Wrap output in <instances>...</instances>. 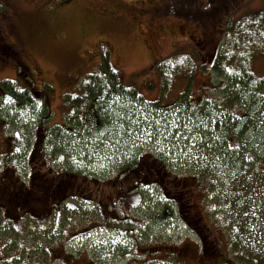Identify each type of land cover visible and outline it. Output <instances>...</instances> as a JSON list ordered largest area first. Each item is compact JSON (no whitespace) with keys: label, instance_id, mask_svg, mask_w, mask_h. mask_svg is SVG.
I'll list each match as a JSON object with an SVG mask.
<instances>
[{"label":"rangeland","instance_id":"rangeland-1","mask_svg":"<svg viewBox=\"0 0 264 264\" xmlns=\"http://www.w3.org/2000/svg\"><path fill=\"white\" fill-rule=\"evenodd\" d=\"M208 1L216 8L214 18L210 16L212 11H209L208 16L203 14L200 18L184 15V0L173 2L168 10H162L163 13H157L153 8L160 0H0V81L13 80L16 83L14 86L27 88V92L35 87L51 102L53 116L50 124H55L61 121L66 112L68 95L83 92L82 87L75 84L86 74L97 71L107 57L111 65L121 71L124 83L136 87L142 99L136 102L139 129L133 132L130 142L131 149L137 153L136 160L140 162L138 166L148 165V154L165 152V160L171 172L167 174L169 170H165L164 186L157 185L154 190L151 186L144 187L140 193L141 200L131 205L133 212L124 215L123 226L130 225L131 217L140 221L137 238L110 229L99 232L92 239L84 235L74 239L60 235L48 238L45 234L42 238H30L26 244L40 248L37 253L41 258L36 259V251H33L34 254L30 251L27 255L34 262L61 264L58 259L63 250L69 257L68 264L72 260L75 264H83L85 248L93 243L102 249L97 253L104 259L98 260L94 256L95 262L100 264H128V257L121 251H133L139 247H148V256H140L132 264H172L173 256L167 254L170 251L178 254L177 262L179 260L182 264L185 262L181 256L182 248L194 246L199 238L197 230L186 222L185 214L187 210V214H197L200 210L204 215L203 220L211 222V238L219 239V248L213 247L211 259L220 263L223 261L222 255L228 254L232 261L227 260V264H264V182L261 187L258 177H255L254 184L258 185L255 191L257 204L247 208L252 212L251 221H246L244 230L240 232L241 238L237 237L236 241H239L230 244L228 237L232 239L234 232L240 228L238 226L234 230L235 224L229 221L227 213H235L237 220L242 219L235 211L234 187L225 184L227 178H231V169L211 153L210 148L208 154L192 144L190 137L185 139L187 133L182 127H174L188 124L187 112L198 111L201 102L215 107L216 116H230L227 108H220L224 106L222 96L229 87L227 75L215 71L211 63L226 43V38L238 33L241 20L264 9V0ZM204 24L210 39L207 46L200 41ZM259 31L262 39L253 41L247 54L255 77L264 78V28ZM12 42L23 47L18 58H9L8 49L6 51L3 48L6 43ZM165 61H168L166 70L181 64L168 83L164 82L158 72V65ZM228 61L229 69L237 67L235 57ZM23 64L27 65L28 76L19 74L18 68L21 66L23 71ZM184 92L187 93V103L182 107L177 100ZM41 99L44 101L42 97L31 103L28 101L29 108H26L24 104L4 106L0 98V140L6 134L3 125L7 121L33 130L42 115L38 108ZM166 121L170 131H181L183 134L179 138L178 147L166 143L167 137L158 133L154 132L151 140L142 134L149 130L146 124H151L152 129H158L165 127ZM2 142L1 146L6 147L7 141L3 138ZM86 147L89 146L84 145ZM239 153L243 154L241 151ZM71 156L76 161L75 171L83 175L75 179L76 190L67 191L70 195L68 201L72 204L69 208L62 206L58 231L68 222L72 224L73 217L77 223L83 224L88 214L95 217L102 213L105 218L119 214L117 204L104 208L101 201H106L109 198L107 195H115L117 188L124 186L126 176L117 174L116 168L121 165L111 155L103 157L96 151ZM253 166L250 163L247 168H242L244 178L256 172ZM177 176H180L179 180L175 178ZM85 177L87 181H83ZM215 178L218 183L213 184ZM95 179L98 180L97 184L94 183ZM87 182L92 184L86 185ZM85 187L92 190V197L94 195L98 202L84 198L85 195L89 198ZM194 193L195 201L189 199ZM126 204L128 207L129 200ZM195 204L197 206L194 207ZM55 217L56 212L54 221ZM146 217L151 219L150 223ZM145 221L147 229L143 232ZM53 226L54 222L51 228ZM173 241H180V245L173 247ZM59 248L61 252H57ZM155 250H160L159 254L154 253ZM143 251L145 249H140L141 253ZM192 251L195 253L196 248ZM6 258H10L9 254L0 251V260ZM187 264H198V261L191 259Z\"/></svg>","mask_w":264,"mask_h":264},{"label":"flooded vegetation","instance_id":"flooded-vegetation-1","mask_svg":"<svg viewBox=\"0 0 264 264\" xmlns=\"http://www.w3.org/2000/svg\"><path fill=\"white\" fill-rule=\"evenodd\" d=\"M178 1L179 0H160L153 8H155L157 13H163L162 10H168V8L173 5V2ZM183 5L184 15L200 18L203 14L207 15L209 11H212L214 14L210 13V16L212 18L215 17L216 8L214 5H211L208 0H184ZM207 5H209L208 9ZM205 25L206 24H204V28L201 29L200 41L204 46H207L210 39L208 37L207 26L205 27ZM3 48L5 50L6 48L8 49V56H11L9 58L20 57L21 51L23 50L22 45H17L14 42L6 43V46H3ZM26 66L27 65L23 64L22 75L27 76ZM75 86H79V83H76ZM31 88L32 90L27 92L25 90L27 88L21 89L17 86L12 88V90L2 89L0 87V93L2 94L0 98L4 106H6L4 100L6 96H3L4 93H9L15 98L16 102L12 105L22 104L20 99L24 97H21L20 93L25 91L27 92L28 98L25 97L24 99L30 102L40 100V97L44 99V101L41 99L38 103V108L39 111H42V115L39 122L34 124L33 130L29 131L25 127L15 126L7 120L3 125V127H6V134L5 136L3 135V138L7 142L6 147L4 145L1 146L3 138L0 140V251L8 253L10 258L0 260V264H41L39 262H34L32 257L27 256L30 251L32 254H34L33 251H36V254H34L36 259L41 258L37 253V250H40V248H38V246H28L26 244H28L30 238H42L45 234L48 238L60 235L63 238L74 239L84 235L88 239H92L99 232L110 229V231H117L119 234L137 238L136 235L139 233L137 227L140 226V221L130 216L132 219L130 225L123 226V224H125L123 222L125 221L124 215L133 212L134 209L131 205L141 200L140 193L144 187L151 186L154 188L156 184H158V186L165 185V179L163 178L165 177V169L159 166L157 167L158 161L156 157L150 154L147 157L150 158L147 166L116 168V171H118L117 174L121 173V175H126L123 182L124 186L117 188L115 195H107V198H109L106 201H101V204L104 208H109L117 204L119 214L111 215L109 218H105L102 213L95 217L88 214L83 224L77 223V220L73 217L72 224L68 222L63 229L58 231L57 228L60 224V216L63 213L61 210L63 208L62 206L69 208L72 204L68 201L70 195L67 191L76 190V188H74L75 179L76 177H80V173L75 171L76 161L74 156H71L73 153L70 147H66L60 139L67 138L70 139V141H75L76 137L83 135L84 129L77 122H83L88 128H90L93 123L100 125L101 118H99L100 114L98 113V105L100 104L97 99L93 101L89 100L82 88V93L68 95L66 112L62 115L61 121L59 123L50 124L53 116V111L50 109L51 102L35 90V87ZM1 148L3 149L1 150ZM166 173L169 174V171H166ZM81 175H83V173ZM83 181H87V177H85ZM97 181L98 180L95 179L94 183L96 182L97 184ZM186 181L185 183H187ZM87 184L91 185L92 183L87 182L86 185ZM85 191L89 192L90 199L88 195H85L84 198L92 202V200L96 198L94 195V198L92 197V190L85 187ZM73 195H75V193H73ZM195 197L196 194L194 193L189 196V199L195 201ZM127 200H129L128 207L126 204ZM96 201L98 202V200ZM61 203H63V205H61ZM193 206L195 207L197 204ZM55 212L56 217L54 221L53 217ZM111 212H113L112 209ZM187 212L188 210L185 214L186 222L197 230L204 248L206 250H212L213 247L219 248V239L215 238L214 240L210 236L211 222H205L203 220L204 215L200 210L197 214L194 212L192 214H187ZM51 220L54 222L52 228L51 225L53 222ZM146 220L148 223L151 222L149 217H146ZM145 224L146 221L144 223L143 232H145L144 229H147ZM45 228L49 229L44 231ZM81 230L83 232H81ZM140 249H145V251L141 253ZM189 249L188 246L182 248L181 256L183 259L188 251H190ZM101 251V248L90 243V245L85 248L83 264H100L95 262L94 256H96L98 260L104 259L100 254L98 256L97 252ZM57 252H61V248H59ZM121 252L128 257V264H132L136 263V259L140 256L146 258L149 248L139 247L133 251L122 250ZM208 252L203 259H195L198 261V264H210L211 261H215V259L209 257L211 253L210 251ZM215 255H218V253H215ZM222 257V262L224 263L227 260L230 262L232 261L228 254L222 255ZM58 260H61V264H68L67 261H69V257L62 250ZM73 262L74 260H72L70 264H75ZM113 264L117 263L115 262Z\"/></svg>","mask_w":264,"mask_h":264},{"label":"trees","instance_id":"trees-1","mask_svg":"<svg viewBox=\"0 0 264 264\" xmlns=\"http://www.w3.org/2000/svg\"><path fill=\"white\" fill-rule=\"evenodd\" d=\"M262 28H264V9L241 20L238 33L232 36L230 34L226 38V43L221 47V51L213 63V69L222 75H227L228 78V91L222 96L224 106L220 108H227L228 115L230 116H226L225 114L220 117L216 116L217 110H215V107H209L207 102L199 104L200 101L198 102L200 106L198 107V111L200 112L192 110L186 114L188 124H191L194 131L202 137V139L196 141L195 146L199 147V149H204L208 154V149L210 148L211 153H214V155L223 161V164L228 165L229 169H231V178H227L225 184H232L234 187L232 193L236 199L234 202L236 203L235 211L242 217L241 220L239 218L237 220L234 216L235 213L226 212L229 221L235 224L234 230L238 226L240 228L238 232H234L232 239L228 237V241L232 245L239 241H236L237 237L241 238L240 232L244 230L246 221H251L252 217L250 214L252 212L247 208L254 207L257 204L255 191L258 189L256 188L258 185L254 184L255 177H258L261 187H263L264 182V78L255 77L247 54V49L253 41L257 42L259 39H262L260 37L261 31H259ZM231 42H233L232 45H230ZM232 57H235L237 60V67L229 69L228 60H231ZM172 59L169 58L168 60ZM167 63L168 61H165L158 65V72L164 82L166 81L165 83L169 82L175 69H178L181 65L177 64V67L174 69L171 67L170 70H166ZM0 87L12 90L15 86L13 80L2 79ZM81 87L89 100L93 101L97 99L99 101L98 113L100 114L101 123L100 125L93 123L88 128L83 122H77L84 129V134L76 137L75 141H70L67 138L60 139L62 143L66 147L69 146L73 154L79 155L82 152L89 154L97 151L103 157L111 155L117 164H120L123 168L137 167L140 162L136 160L137 153L131 149L130 145L133 132H137L139 129V126L137 128V125L134 123V121L139 120L137 118L138 107L136 106V102L142 100L137 88L124 83L121 71L115 69L107 57L103 59L97 71L86 74L83 77ZM20 95L21 97L28 98L25 92H21ZM24 98L20 99V101L24 104V107L29 108L28 100ZM177 103L182 107L186 105V92H184V95H181ZM188 104L191 105L189 102ZM120 113H124V115L121 116L119 115ZM148 117L151 118V115ZM146 126L148 127V124ZM129 127L133 129L131 132L126 131ZM105 128L111 131H103ZM81 137H84V139H81ZM166 143H172V141L167 137ZM84 145L89 147L84 148ZM236 145L239 147H235ZM230 149L234 151L230 152ZM239 151L243 152V154H240ZM164 153L154 155V157L158 161L157 167L169 170ZM250 163L254 165L253 167L256 172H252L251 177L244 178L241 172L243 171L242 168L244 166L247 168ZM175 178L179 180L180 176ZM212 183H218L217 178L213 179ZM254 198H256L255 203L253 202ZM241 226H243L242 230ZM180 241H173L171 245L173 247L179 246ZM195 242L194 246H188L191 250L186 254L183 264H187L191 259H203L208 251L210 253L214 252L213 248L212 250H206L199 239ZM197 247L200 250L196 254L192 249ZM159 252L160 250H155L154 253L159 254ZM167 254L173 256L172 264H181L179 260L177 262L178 254L176 252L170 251ZM211 263L215 264L218 262L211 261Z\"/></svg>","mask_w":264,"mask_h":264},{"label":"snow or ice","instance_id":"snow-or-ice-1","mask_svg":"<svg viewBox=\"0 0 264 264\" xmlns=\"http://www.w3.org/2000/svg\"><path fill=\"white\" fill-rule=\"evenodd\" d=\"M193 107H195V106H193ZM119 115L122 116V115H124V113H120ZM173 115H175V114H173ZM145 122H147V118H145ZM134 123L137 125V128H138L140 122L138 120H136V121H134ZM157 124H159V121H157ZM120 126L122 127V125H120ZM174 127H182L184 132L187 133V136H185L184 138L188 139L190 137L192 144H195L198 139H202V137H200L198 135V133H196L194 131L193 126L190 124H183V125H179V126L174 125ZM205 127H207V125H205ZM148 129H149L148 131L142 132V134L145 136L146 139L151 140L152 135L155 132V133H158L159 135L168 137L172 141V147H178L180 145V139L179 138L183 135L182 132L181 131H174V132L170 131L169 128L167 127V121L165 122V127H163V128L152 129L151 124H148ZM132 130H133L132 127H129L126 129V131H129V132H131ZM103 131H111V130L108 128H105ZM97 138H99V137H97ZM187 146L188 145H185V147H187ZM230 147H231V145H230ZM235 147H239V146L236 145Z\"/></svg>","mask_w":264,"mask_h":264},{"label":"water","instance_id":"water-1","mask_svg":"<svg viewBox=\"0 0 264 264\" xmlns=\"http://www.w3.org/2000/svg\"><path fill=\"white\" fill-rule=\"evenodd\" d=\"M5 103L10 104L13 102L11 95H6Z\"/></svg>","mask_w":264,"mask_h":264}]
</instances>
